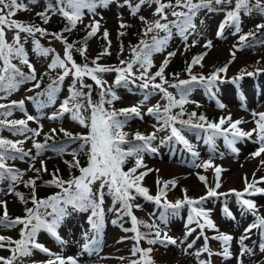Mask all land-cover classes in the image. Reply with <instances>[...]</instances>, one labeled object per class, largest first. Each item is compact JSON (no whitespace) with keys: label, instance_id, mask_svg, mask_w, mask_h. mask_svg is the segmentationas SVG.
<instances>
[{"label":"rangeland","instance_id":"374dc122","mask_svg":"<svg viewBox=\"0 0 264 264\" xmlns=\"http://www.w3.org/2000/svg\"><path fill=\"white\" fill-rule=\"evenodd\" d=\"M23 2L27 5L28 10H21L10 19H15L22 22L24 25L26 24L25 21L28 17L41 10L46 11L48 6L47 0H37L36 4H30L29 0H23ZM138 2L139 0H130V3L133 6ZM161 2L168 3V0H161ZM234 3L235 0H232L231 4H217V7L219 5L230 11L233 9ZM172 4L173 7L164 9L167 20L160 21L161 23H169V28L171 30L170 36L167 32L160 30H155L145 36L144 32L147 27L146 25L142 32L141 39L130 50L117 52L115 46L112 45L110 48L105 46L108 53L106 55H109L111 60H101L98 64L109 67H126V65L121 64V61H130L133 59L132 49L139 45L141 40H146L151 43L153 36H156L159 39L167 37L168 42L164 47V50L155 53L152 56L153 66L149 69V75L154 74L159 69L169 52H175L176 55L168 57L169 63L165 68V72H169L170 67L176 60L181 59L183 56L189 57V55L196 57L205 54L203 59L199 62L205 71H209V68L213 66L215 67L214 71L216 72L217 69L227 65L226 73H219V76L223 77L225 82L219 84V90L216 91V97H207L202 89H196L188 94V102L183 105V108L190 110L198 108L205 109V111L210 110L212 113L211 121L218 122L221 117L231 116L233 121L237 119L244 121V123L239 125L243 130L247 131L254 128L255 122L252 114L264 112V69L261 71L253 70L254 68H252L251 64L258 59L264 62V43H261L258 46L242 45L240 36L249 32L255 33L264 30V28L257 29L258 24H264V16L259 13L240 15L239 32L236 31L234 24L225 25V27H223L222 35L218 36L221 21L228 11L223 12L216 10L215 12H211L208 10H202L194 17L193 23L195 24V30H189L190 34L188 35L187 41H185L176 30L175 26L170 23L178 20L176 16L172 15L173 11H185L181 9L182 7L175 6V0H172ZM156 7L157 5L155 3L143 4L139 11L133 15L128 5L124 4V0H111L107 6L97 3L95 13H91L85 9L82 22L78 23L80 25H91L93 21H99L100 28L96 35L92 36L91 40L86 45L87 61L78 51V49L83 47L81 45L82 43H77L73 46L71 50L73 59L77 64L83 65L87 62L90 66H93L90 57L95 52V43L105 30H107L110 39L114 40L115 34L118 31L125 29L120 27L121 23L125 25L134 23L137 20H141V16H143L148 22L159 20L160 17L154 15ZM213 7L216 9L215 3H213ZM48 15L51 22H58L64 19L59 13L53 14L52 12H48ZM90 30L91 29L89 28L87 32L89 33ZM16 31V29L5 28V39L9 44L14 43ZM38 34L39 32L34 35H29L25 32L20 33V45L23 46L29 62L35 68L37 79L40 76L45 75V73H51L56 70L60 72L59 76H61L64 69L59 67L50 68L49 65L56 55H59L62 59L64 58L66 47L64 41L56 39L55 37H41ZM34 41H39L41 48L51 50L49 54H40L36 50ZM193 41L196 42L194 45ZM208 41L212 42L211 47H205ZM105 49L103 54L105 53ZM233 52L235 53L234 59L232 56ZM12 63L16 64V66L25 74L29 73L27 65L21 63L19 59H13ZM244 66H246L247 69L249 68L253 75H243L236 81V72L240 67ZM67 67H71V65L68 64ZM196 67H198L197 64L192 66L191 75H196L198 77L202 76V74H198L195 71ZM141 71L142 69L138 64L134 65L133 73L135 76H139ZM100 75L103 80L106 81V87L111 86L117 96L120 97L117 99V102L120 103L123 108H128L134 105L140 106L143 118L132 117L125 124L123 131L140 130V132L147 131L148 134L153 132L156 133V138L151 142V146L155 147L157 151L143 152V164L145 167L137 169V174L148 171V169L152 170L148 171V174L144 176L141 182V185L149 190L150 195L155 196L164 181L175 180L176 186L172 187L169 185L167 190V199L169 201L174 202L177 199H183L185 194L190 196V198L199 199L200 197L206 196L208 187L215 186L216 177L213 167L208 169L202 167L197 168L195 167V164L202 163L211 158L214 166H220L223 169L219 181L221 186L219 189H216V191L218 193H227L228 195L209 197L199 205L209 212V218L216 225V229L205 227L203 229V234L201 233V229L195 223H192L191 225L188 224L187 217L190 210L187 206L182 207L181 211L176 215H170L165 224L160 222V208L153 201H148L139 195H136L135 199L130 201L133 205H140L139 208L133 207L132 209L135 216H139L141 219H146L149 225H159L162 233L167 232L170 237L177 241L175 245H165L160 243L149 245L147 239L141 240L139 247L143 249H153L149 254L153 264H202V262H204V264H238V260H242L243 264H264L261 263L263 259L254 255L259 252L261 253L260 245L264 243V236L261 235V232L258 229H253L248 233V239L244 241V244L252 249L254 254L244 253L241 256L240 237L245 234V229L249 224L254 222L255 217L249 213L244 220L242 219L239 221L237 217L240 218V216L236 215V210H241L239 212L243 215L244 211L242 205L238 202L233 193L227 192L232 189L243 191L245 187V177L248 178L249 182L253 179L259 180L261 177H264V166H261V161H264V153L259 157H253L251 155V153L258 149V144L254 142L256 137L254 136L252 139L246 138L244 140H238L235 145L238 152H232L227 146L224 138L218 136L214 138L215 150H213V145L206 144L205 140L196 137L192 130H188L176 123L175 126L178 129H182V134L192 145L193 149L199 153V157L195 158L192 154H187L178 144H173L172 140L165 144L162 140L166 135L165 128L164 130L158 131V129L162 127V124L156 120L154 115L148 114V108L166 104L167 98L164 93L160 92L158 89H153L151 85L148 89L140 87L142 81L139 79L135 80V83H133L136 86L135 90H128L125 85L117 86L114 83L117 75L115 72H105ZM58 77L51 81L47 86L52 85L55 87ZM186 77L187 75L175 78L165 76L167 83H163V87L168 93L179 100V97L174 96V87L171 85L178 83L179 80L186 79ZM73 79L74 77L71 73L66 76L59 88L60 91L57 99H55L49 106L42 109H37L32 101L28 99V97H31L32 93L30 89L35 84L36 80L29 79L23 82L19 89L15 91L10 98L15 101L23 100L24 109H16L9 117L16 120L23 119L27 121V115H32L35 119L27 121L28 128L41 129L42 126L41 134L36 137H32L30 131L25 132L24 135L16 134L14 129H10L9 126L5 124L1 126L3 135L14 142L23 141V144L18 146L22 147L25 151L31 150L32 156H35L36 149L33 146L34 141L42 143L46 134H52V129H56L55 134H59L61 132L60 129L74 131L82 128L83 126L79 124V122L74 121L71 118V113H64L59 119H49L54 113L60 111L63 99L68 95L69 83H73ZM84 82L93 85L92 100H98L100 89L97 88L94 82L88 77L84 78ZM155 83H162L159 77L156 78ZM255 85L258 86L257 89ZM83 91L88 92V89H83ZM146 94L148 95V99L145 101L144 97ZM142 101L143 103H141ZM219 104H223L224 107H219ZM69 107H71V103L69 104ZM173 110L174 108L171 111ZM82 114L85 117H88L90 116V110H82ZM225 127H227V124ZM66 153L67 149H64L63 152L45 149L41 152V155L36 156L35 159H32L31 157L15 159L21 169L20 178L31 173L33 164H38L42 167L41 161L44 162L45 168L51 167L53 164L61 163ZM127 161H132L130 166H128V169L134 167V158H129ZM254 162L255 164H253ZM128 169L124 171H127ZM234 173H237L240 178L237 177L232 188L227 183L231 178V174ZM199 175H203L207 178V184L199 179ZM158 179L161 182L160 186L157 184ZM16 183L13 185L11 180H3L0 184V201H5L7 203L8 213H20L16 196L13 193ZM256 186L264 188V183H258ZM228 187L229 189H226ZM91 188L95 198V194L101 190L100 181H96L92 184ZM103 192L104 202L102 207L104 211V225L98 235L92 230L89 223L91 210H73L69 205L66 206L67 215L64 217L58 228V234L62 237L65 243L61 245L46 231L39 233L37 241L47 247L50 252L54 254H58L65 258L69 256L76 258L78 264H131V261L134 260H138L140 261V264H143L140 254L133 255L132 253V249L134 245H136V241L133 239L135 233L132 231H125L120 224L121 218H117V211L110 210L118 209L121 205L119 203H113V197L108 194L106 187L103 189ZM245 198L254 200L259 208V214L264 216V194L245 196ZM225 207L231 210L232 217L225 214ZM1 211H4L3 204H0V216L2 215ZM228 220L234 221L235 227L237 226V228L230 231L231 236L233 237V241L230 242V245L232 243L233 251L230 250L232 254L231 258L226 259L220 254L222 253L224 245L221 241L212 239V237L219 233H226V231L229 232L224 229L227 226ZM113 221H116V223H113ZM189 227L195 229V231H193L191 235H186ZM85 233L90 237H96V242L88 251L82 250ZM0 235L12 239L14 228L0 226ZM205 237L208 239L206 240ZM5 243L7 244V242ZM189 245H191V247H189ZM205 245L211 250L212 254L204 251ZM8 249L7 246L0 248V257H10L12 253L10 251V254H8ZM84 254L88 255L84 256ZM188 255L189 257L187 258L186 256ZM191 256L192 260L189 259ZM50 258L53 257H50L40 250L33 249L30 256L23 258V264H47V261Z\"/></svg>","mask_w":264,"mask_h":264},{"label":"snow or ice","instance_id":"6c2138e0","mask_svg":"<svg viewBox=\"0 0 264 264\" xmlns=\"http://www.w3.org/2000/svg\"><path fill=\"white\" fill-rule=\"evenodd\" d=\"M111 0H56V4H48L45 12L36 13L40 16L45 23L48 22L50 17L48 12L53 14L59 13L62 15L69 23L70 27L64 29L65 32L74 29L78 22H82L84 10L87 9L91 13H95L97 3L107 6ZM30 4H36L37 0H29ZM146 3H155L157 5L154 15L160 17L159 20L148 22L143 16L140 17L147 27L144 35L147 36L148 33L154 32L155 30H160L167 32L169 36L171 35V30L169 28V23H161V20H167V16L164 12L165 8L173 7L172 0H168V3H162L161 0H139L135 6L130 3V0H124V4L128 5L131 9L133 15H135L141 5ZM215 4H231L232 0H198V2H193V0H175V6L186 8V12H176L173 11L172 15L178 18L177 21L170 22L179 29L180 35L185 41L188 39L190 34L189 30H195V24L193 19L197 12L201 8H207L212 10V5ZM123 6V5H121ZM253 9L259 10L264 13V0H235L234 9L226 13L225 20L220 25V30L218 31V36L222 35L223 27L225 24L232 23L235 25L236 31H240V13L244 11L245 13H250ZM17 10H28L27 5L23 0H0V92L11 93L15 91L18 86L25 82L26 80H37L36 70L33 65L29 62L27 54L22 45H20V33L25 32L29 35H34L39 32L41 35L48 34L46 29L35 25H24L15 19H10L15 16ZM182 18V19H180ZM91 30L88 36L85 38L84 47L78 49L81 56H86V42L88 38L95 36L99 31L100 24L99 21H93L91 25H88ZM121 28L127 27V25L121 23ZM5 28L16 29V34L14 36V43L9 44L5 39ZM264 28V24H258L257 29ZM56 39H61L64 41L65 54L62 59L59 55H56L51 64L50 68H62L64 69L63 74L58 77V80L62 82L66 76L70 73L73 75V85L70 88L71 96L66 99L61 104V109L58 113H54L49 119H59L64 113H71V118L74 121L79 122L82 126L88 129L86 135H73L65 129H60L65 136L69 137V140H81V148L88 146V164L86 167H80L79 160L75 159L71 163L72 167H79L81 175L78 177H73L71 180L64 181L58 176L53 174V179L49 182L55 184L57 187L62 189L61 193L53 195L46 200H37L35 198V179H30L26 186L31 185L33 187V198L32 203L35 205L34 208H27L26 215L24 217H16L15 219H9V214L7 211V203L5 201H0V204L4 206L3 215L0 216V226L3 227H15L16 225H23L21 229V238L19 240L13 241L10 237L0 235V248H4L7 245H14L10 248L12 255L8 258L0 257V264H23V258L28 257L32 254L33 249L40 250L45 254L49 255L50 258L47 264H78L77 259L74 257H62L58 254L50 252V250L43 244L37 241V235L39 232L46 231L51 236H53L61 245L65 243L62 237L58 234V228L64 217L67 215L66 206H71L73 210L88 211L91 210V215L89 216V223L92 230L98 235L104 225V192L103 189L106 187L108 194L113 197V203H119L121 205L120 209H110L117 212H123L131 218L132 228L125 229V231H132L135 233L133 239L136 241L132 249L133 255L140 254L143 264H153L149 254L153 249H143L139 247L141 240L146 239L147 235L141 233L138 230L137 225L143 223L138 221L137 217L133 214V207L139 208L140 205H133L130 201L135 199L136 195L144 197L148 201H153L161 211L159 212V220L161 223H167L168 217L170 215H176L178 211L187 206L190 210L187 217L188 224L191 225L195 223L203 234V229L205 227L209 229H216V225L209 218V212L199 205L202 204L209 197H217L219 195H228L227 193H218L216 189L220 188V175L223 169L220 166H214L211 158L203 161L202 163L195 164L197 168L208 169L210 167L214 168L215 172V186L208 187L206 196L200 197L199 199H193L184 195V198L177 199L176 201H169L167 199V190L169 185L172 187L176 186V181H164L162 186L160 180H157L159 190L155 196L149 194V190L141 185V182L148 174V171L140 172L137 174V169L145 167L143 164L142 153L145 151L156 152L157 149L151 146V142L156 138V133L153 132L148 135H144L140 132H136L133 135V139H127L128 133L123 131L125 124L132 117L143 118L140 111L139 105H134L128 108L121 109H110L106 108L105 105H111L113 101L119 99L115 91H113L111 86L106 87V81L101 77V73L105 72H115L117 73L115 77V85H127L129 82L135 83V80L139 79L142 81L140 87L148 89L149 86L153 89H158L160 92L164 93L168 100V103L163 107V115H161V108L159 105L150 107L147 109L148 114L156 115L158 119L163 121V125L158 131L164 130L165 127L170 129V136L168 140L173 138L183 144L187 150L192 154L193 157L198 158L199 153H197L189 141L182 134V129H178L175 124L178 122L181 125H185L191 129L202 130L206 133L205 143L213 145L214 138L222 136L227 144V146L232 150V152H238L235 147L238 140L252 139L256 137V142L258 144V149L251 153L253 157H259L264 153V112L253 113V118L255 122V127L250 130H243L239 127L244 121L241 119L232 120L231 116L221 117L217 121H209L203 114L199 115L198 120H194L197 116L195 112L189 115L187 120L179 119L177 115H171V110L175 107H180L183 109V105L187 103L186 93H182L181 98L177 100L173 97L167 90L163 87V83H167L164 72L165 68L169 63L168 57L176 55L175 52H169L167 57L162 62L159 69L152 75H149V69L153 66L152 56L155 53L162 52L164 47L167 45V37L159 39L156 36L152 37L151 43L146 40H141L140 44L132 49L133 59L130 61H121V64L126 65V67H109L101 66L98 64L99 56L91 62L93 66H90L87 62L83 65L77 64L72 56L73 44L68 43L66 37H63L62 33H52ZM104 38L107 39V30L103 33ZM123 35V33H120ZM254 32H249L247 34L241 35L240 40L245 41L249 36H254ZM36 45V50L42 55H48L51 50L46 48H41L39 41H34ZM196 42L193 41V45ZM211 41H208L205 47H211ZM110 46V41H109ZM107 49H105V53ZM205 54H201L192 59L191 63L188 65L186 71L190 74V80H179L178 83L171 85L172 87H181L188 85L192 82H206V87L209 90L216 84L217 81L221 79L219 73H226L227 65L216 70L209 77L191 75L192 66L198 64ZM233 59L235 58V53H232ZM13 59H19L21 63L27 65L29 73L25 74L21 71L16 64L12 63ZM231 62V61H230ZM70 64L71 67H67ZM138 64L142 71L139 76H135L133 73L134 65ZM247 75L251 76L253 73L248 72ZM90 78L99 91V99L96 101L92 100V84H87L84 82V78ZM159 77L162 83H155L156 78ZM131 78V81H130ZM238 79V78H237ZM77 82L79 83V88L76 87ZM34 87H39V82H37ZM83 89H88V92H84ZM31 90V89H30ZM57 88L49 85L46 93H39L38 96H47L48 102H54L55 94ZM79 98H84L86 103L78 102ZM30 100H34L38 106H43V102L36 97H28ZM148 99L146 94L144 100ZM71 103V107L69 104ZM143 103V101L141 102ZM12 105L18 106L21 110L24 109V101H13ZM4 104H0V108H6ZM219 107L223 108V104H219ZM83 111L90 110V116L85 117L82 114ZM6 115L10 116L11 112H6ZM183 115V111L179 114ZM123 117V119H121ZM35 117L32 115H27V121L34 120ZM26 120H11L5 121L0 120V126L7 124L10 129H14L16 134L24 135L25 132L30 131L32 137L39 136L41 134V129H29ZM227 124V127L225 125ZM52 134L56 133V129H52ZM52 135H45V142H35L34 148L36 149L35 156H32L31 150L25 151L22 147L23 141H12L4 138H0V180L10 179L13 185L20 180L19 170L8 167L6 164L7 160L23 159L24 157H31L35 159L36 156H40L41 152L45 150L48 145L47 141L52 139ZM53 150L63 152L64 148L62 146L56 147ZM222 155V154H221ZM129 158L135 159L134 167L123 170V165ZM41 166L44 171L47 169L44 167V162L41 161ZM261 166H264V161H261ZM34 167V166H33ZM39 172L41 169H35ZM255 175V174H254ZM199 179L207 184V178L203 175H199ZM96 181H100V191L95 194L92 192L91 185ZM258 183H264V177L259 180L253 179L251 182L245 177V187L243 191H238L235 189L230 190L231 193L235 195L238 202L242 205L243 211L250 213L255 217L253 223H251L246 229L245 234L240 237L241 244V256L244 253L254 254L253 250L248 248L244 241L248 239V233L253 229H258L261 235L264 236V216L259 214V208L257 204L252 199L245 198V196H253L256 194H264V188H259L256 185ZM11 190V189H10ZM20 196L23 200V197ZM44 209V211H41ZM51 209V212L47 210ZM224 212L227 216L232 217V212L229 208L225 207ZM51 216L52 219L48 220L46 217ZM234 218V217H233ZM116 223V221H113ZM149 229H155L152 234L153 238H147V243L149 245L160 244H173L175 245L177 241L170 237L167 232H163L157 224L146 225ZM195 229L188 228L186 235H191ZM207 240L208 238L205 237ZM212 239H217L224 245L222 254L226 259L231 258L230 252V242L233 237L226 233H219L218 235L212 237ZM96 242L95 236H88L87 233L84 235V243L82 244V250L88 251L90 247ZM191 247V245H189ZM261 252H264V243L260 245ZM204 251L211 253V250L205 245ZM131 264H140V261H131ZM204 264V262H202ZM238 264H243L242 260H238Z\"/></svg>","mask_w":264,"mask_h":264},{"label":"trees","instance_id":"16d2710c","mask_svg":"<svg viewBox=\"0 0 264 264\" xmlns=\"http://www.w3.org/2000/svg\"><path fill=\"white\" fill-rule=\"evenodd\" d=\"M48 3L53 4V0H47ZM252 3H255V1L252 0ZM55 5V3L53 4ZM235 7V5H234ZM233 7V9H234ZM207 9V8H201L200 10ZM199 10V11H200ZM209 10V9H207ZM223 11L228 10L224 9L221 6L216 4V9L212 5V10L210 11ZM21 10H17L16 13L20 12ZM184 11H187L184 10ZM39 12H45L43 10ZM38 13V12H37ZM244 15H249L251 13H259L264 16V13H261L259 10L253 9L250 13H245L244 11H241ZM49 16V15H48ZM182 19V18H180ZM26 26L28 25H35L38 27H41L43 29H46V32L48 34L46 35H41L40 33L38 34L41 37H54L52 33H62L63 37H66L68 43H72L73 46H75L77 43H82L81 45L84 47V41L85 38L88 36V25L85 24L83 26L79 25L77 23L76 27L72 29L71 31L65 32L64 29L66 27H70L68 21L64 18L58 22H51L48 20L47 23L43 21V19L38 16L37 14L31 15L26 19ZM146 27V24L141 21L137 20L134 23H130L125 27L124 30L118 31L115 34L114 40L110 39L108 36L107 39L104 38V35H100L98 41L95 43V52L94 54L90 57V59L95 60L97 56L100 57L98 60V63L101 60H111L109 55H104L103 51L105 49V46L111 47L112 45L115 46V49L117 52H122L124 50H130L133 46H135L138 41L141 39L142 32L144 31V28ZM120 33H123V35H120ZM91 38L87 39L86 45L89 43ZM109 41H110V46H109ZM261 43H264V30H261L259 32H255L254 36H249L247 40L242 41V44L246 46H258ZM192 55L182 57L179 60H176L172 66L169 69V72H164V76H169V77H178V76H184L187 75L186 79L184 80H190V76L188 71H186L188 65L192 61ZM252 68L254 69H263L264 68V62L260 59L255 60L252 64ZM198 67H196L195 71L198 74L210 76L213 71L215 70L214 67H210L209 71H205L202 67V65L197 64ZM241 73L247 72L246 66L240 67L238 69ZM58 72L55 71L53 73L45 74L41 79L38 80L39 82V87H34L33 88V97L35 96L36 92H47L49 86H47L51 81H53L55 78H57ZM36 84V83H35ZM206 85V82H192L188 85H184L181 87H175V93L176 95H182V93H186L188 95L194 88H197V86H204ZM60 84H56L57 88H60ZM128 90H135L136 86L129 82L127 85H125ZM77 88H79V84L76 85ZM204 88V87H203ZM4 94V97H7L10 93L6 92H1ZM56 96V94H55ZM66 100V99H65ZM64 100V101H65ZM85 101V100H84ZM45 102V101H44ZM106 108L110 109H121L123 108L120 103L117 102V100L113 101L111 105H105ZM163 107L160 106L161 108V115H163ZM183 111V115L180 116L179 114ZM195 112L197 116L194 118V120H198L199 115L203 114L206 116V118L209 120L210 119V114L208 112H205L203 110L195 109L194 111L192 110H183L179 109L176 110L175 112L171 113L173 115H177L179 119L187 120L189 118V115L191 113ZM0 113H5L3 112V108H0ZM157 118V116L155 115ZM123 119V117H121ZM158 121H162L157 118ZM163 123V121H162ZM69 133H72L73 135L81 134V135H86L87 129L83 126L82 128H79L74 131H68ZM128 133L127 139L132 140L133 135L136 132H140V130H131V131H125ZM47 135H52L53 138L47 141L48 149H54L56 147H65L67 148L68 153L65 154L63 160L59 164H54L51 167H47V171H44L40 166L38 165H33L32 167V172L30 175H27L24 179H22L18 185L17 188L15 189V195L16 193H19L22 197L23 200L20 198V196L16 195L19 208L21 209L20 213H8L9 214V219H14L16 217H24L26 215V209L27 208H34L35 205L32 203V198H33V187L31 185L26 186V183L30 179H35V198L37 200H46L49 197L56 195L58 193H61V188L57 187L55 184L49 183L53 179V174L58 176L60 179L64 181L71 180L73 177H77L78 174L80 173V168L79 167H72L71 163L74 162V156L73 153H75V159L79 160L80 167H86L88 164V146H85L84 148H81V144L83 143L81 140H69V137L65 136L63 132H60L59 134H47ZM1 137V135H0ZM45 142V138L43 143ZM132 161H126V163L123 165V170L128 169V166ZM13 169H15L13 166H9ZM35 169H41V171L37 172ZM81 174V173H80ZM44 209H42L43 211ZM51 212V209L50 211ZM47 218H51V216H48ZM138 221H142L143 223L138 224V226L141 228L140 232L144 233L148 236H152L154 231L152 229H149L146 225L147 223L143 219H138ZM129 220L127 218V215H124V219L122 220V227L124 229H129L128 227ZM14 228V237L13 241L19 240L21 238V229L23 228V225H16ZM12 246H10L11 248Z\"/></svg>","mask_w":264,"mask_h":264},{"label":"bare ground","instance_id":"6f19581e","mask_svg":"<svg viewBox=\"0 0 264 264\" xmlns=\"http://www.w3.org/2000/svg\"><path fill=\"white\" fill-rule=\"evenodd\" d=\"M263 158H264V156H263ZM254 160V159H253ZM252 162V161H251ZM250 162V163H251ZM247 163H248V161H247ZM246 164V163H245ZM253 164H255V162L253 163ZM252 164V165H253ZM251 165V166H252ZM263 169H264V167H263ZM231 177V178H230ZM229 178V180H228V185L229 186H231L232 188H233V184H234V182L236 181V179H237V177H238V175H237V173H234V174H231V176H230ZM238 178H240V177H238ZM230 187V188H231ZM226 189H229V187L228 188H226ZM257 197V196H256ZM259 199V198H258ZM255 202V201H254ZM257 202V201H256ZM263 209H264V207H263ZM239 211H241V210H236V215H238V216H240V218L239 217H237V219L240 221V220H244L246 217H247V215L249 214V213H246V212H243V215H242V213L241 212H239ZM235 217V218H236ZM225 225V224H224ZM250 225V224H249ZM237 228V226L235 227V222L234 221H232V220H228L227 221V226L224 228V229H226V230H228L229 232H227L226 231V234H229V235H231V233H230V231L231 230H234V229H236ZM232 241H233V239H232ZM108 243V242H107ZM72 244V243H71ZM230 250L231 251H233V247H232V243H231V245H230ZM164 253V252H163ZM170 254V253H169ZM190 254H192V253H190ZM88 254H84V256H87ZM166 255V254H165ZM195 255V254H194ZM193 255V256H194ZM200 255V254H199ZM254 255H256V256H258V257H260V259H263V261H261V263H264V252H259V253H256V254H254ZM170 257V256H169ZM187 258L189 257V255L188 256H186ZM196 257V256H195ZM199 257V256H198ZM166 258V257H165ZM190 260H192V256H191V258H189ZM188 259V260H189ZM197 259V258H196ZM247 260H249V259H247ZM187 262V261H186ZM256 262H257V260H256ZM259 262V261H258ZM184 264V263H183ZM187 264V263H186Z\"/></svg>","mask_w":264,"mask_h":264}]
</instances>
